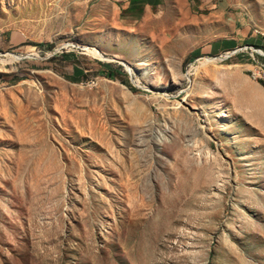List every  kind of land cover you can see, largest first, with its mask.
<instances>
[{"label": "rangeland", "instance_id": "1", "mask_svg": "<svg viewBox=\"0 0 264 264\" xmlns=\"http://www.w3.org/2000/svg\"><path fill=\"white\" fill-rule=\"evenodd\" d=\"M128 1L0 0V264H264V69Z\"/></svg>", "mask_w": 264, "mask_h": 264}, {"label": "crops", "instance_id": "2", "mask_svg": "<svg viewBox=\"0 0 264 264\" xmlns=\"http://www.w3.org/2000/svg\"><path fill=\"white\" fill-rule=\"evenodd\" d=\"M127 6L129 22L155 21L151 28L156 27L158 37L163 34L164 41L169 34L183 57L228 50L236 53L231 59L235 63L261 68L253 65L251 53L243 48L236 50L246 46L264 54L259 48L264 46V38L253 32L246 0H129ZM246 55L250 61L244 59Z\"/></svg>", "mask_w": 264, "mask_h": 264}, {"label": "built area", "instance_id": "3", "mask_svg": "<svg viewBox=\"0 0 264 264\" xmlns=\"http://www.w3.org/2000/svg\"><path fill=\"white\" fill-rule=\"evenodd\" d=\"M247 47L244 46L243 47V50H246L247 51ZM251 51V50H250ZM260 53V52H259ZM234 55H236V53H228V50H225V51H222V52H219L217 54H214V55H210V56H206L208 59L214 61V62H222L224 60H229L231 59ZM252 55V54H251ZM252 60L255 61V59L252 57ZM256 63H260L258 61H256ZM262 69H264V63H262ZM252 72H257V75H258V70H255V71H252Z\"/></svg>", "mask_w": 264, "mask_h": 264}, {"label": "trees", "instance_id": "4", "mask_svg": "<svg viewBox=\"0 0 264 264\" xmlns=\"http://www.w3.org/2000/svg\"><path fill=\"white\" fill-rule=\"evenodd\" d=\"M102 65H104V67L107 69V71L109 72L108 74L110 75H112V76H119V75H121L122 74V72H121V70L120 69H114V68H112V66H111V64H109V63H104V64H102ZM0 75H1V73H0ZM262 82V81H261ZM263 83V82H262ZM264 84V83H263Z\"/></svg>", "mask_w": 264, "mask_h": 264}, {"label": "bare ground", "instance_id": "5", "mask_svg": "<svg viewBox=\"0 0 264 264\" xmlns=\"http://www.w3.org/2000/svg\"><path fill=\"white\" fill-rule=\"evenodd\" d=\"M259 68V67H258ZM262 68V67H261ZM260 73V72H259ZM264 76V75H263Z\"/></svg>", "mask_w": 264, "mask_h": 264}, {"label": "water", "instance_id": "6", "mask_svg": "<svg viewBox=\"0 0 264 264\" xmlns=\"http://www.w3.org/2000/svg\"><path fill=\"white\" fill-rule=\"evenodd\" d=\"M250 46H253V45H250Z\"/></svg>", "mask_w": 264, "mask_h": 264}]
</instances>
